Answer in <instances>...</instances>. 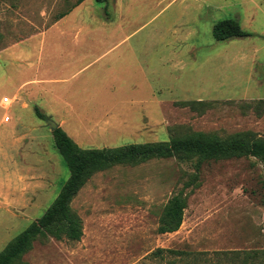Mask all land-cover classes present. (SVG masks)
<instances>
[{
	"label": "rangeland",
	"instance_id": "1",
	"mask_svg": "<svg viewBox=\"0 0 264 264\" xmlns=\"http://www.w3.org/2000/svg\"><path fill=\"white\" fill-rule=\"evenodd\" d=\"M77 1L0 0V99L12 96L20 86L40 88L34 82L42 79L38 67L26 62H35L39 52L35 40L62 18L60 14H65L61 23L65 35L74 36L75 19L103 25L109 31L114 25L109 19L120 21L122 13L116 11L127 2L148 9L142 14L129 11L124 31L108 32V37L116 42L129 36L131 41L116 46L77 81L71 78L59 84L65 88L76 84V101L81 105L73 114L76 119L65 118L68 131L79 125L88 95L87 104L99 113L91 129L71 132L74 140L86 149L169 141L192 131L221 137L250 131L264 140V0H109L106 5L86 0L75 5ZM186 5L199 8L204 18L197 26L195 45L181 37L185 22L177 26L178 8ZM224 19H237L252 35L216 40L213 26ZM173 29L181 32L177 42L171 37ZM70 40L64 39L55 50H50L48 42L47 70L40 71L41 75L70 77L77 71L75 61L61 57L69 58ZM192 46L201 53L217 51L221 57L197 65L171 61L177 54L186 61ZM234 52L240 61H232ZM12 53L19 57L13 58ZM204 81L210 88H201ZM118 88H143L146 92L138 97L151 100L140 103L137 110L123 107L127 92ZM72 90L69 94L75 98ZM192 100L211 104L196 108L181 104ZM114 101H119L118 107L106 111ZM141 104L153 108L145 110ZM11 105H0V120L5 114L13 118L6 125L14 124L21 113ZM43 109L52 115L47 120L39 118L34 109L29 114L23 111L29 120L34 117V123L42 125L39 132L45 130V159L53 164L40 177L46 165L39 162L43 158L38 149L32 152L28 161L36 171L34 188H29L25 202L0 203V252L46 212L70 176L53 135H46L52 129L49 120L60 126L56 120L60 117L52 109ZM197 160L153 158L97 172L71 203L83 221L82 238L37 240L23 259L28 264H264V161L254 156L208 160L198 171ZM196 174L198 185L184 189ZM182 190L187 196L183 224L177 231L159 233L165 205Z\"/></svg>",
	"mask_w": 264,
	"mask_h": 264
},
{
	"label": "crops",
	"instance_id": "2",
	"mask_svg": "<svg viewBox=\"0 0 264 264\" xmlns=\"http://www.w3.org/2000/svg\"><path fill=\"white\" fill-rule=\"evenodd\" d=\"M86 1V0H84ZM83 1V2H84ZM109 1V0H108ZM82 3V2H81ZM85 4V2L83 3ZM82 4V5H83ZM81 5V6H82ZM148 8L147 7H132L129 6L127 2H124L121 7H119V10L116 12H121L122 16L120 17V21L115 22L113 18L109 19L108 22H111L114 24L111 28V30L107 31V28L105 26H95L92 24H89L88 22L82 20L75 19V25H74V36H68L70 34H66L63 31L61 27V23L64 21L63 17L58 20L43 36H40V38L35 40V43L37 41L39 45V52L35 55V62H26L27 64H31L32 66H37L40 77L42 79L34 80L36 82L35 84H39L40 88H27V86H20L19 88H14L12 92V96L10 98L12 99V105H15L17 108H20L21 113L17 116V119L14 124L12 125H6L12 121V117L9 114H5L4 117L0 120V203L4 204H10V205H17L21 202H25L26 197L28 196L29 188L32 187L31 183L34 182V179L36 175L34 176V169L32 167V163L29 162V158L31 157L32 152L35 153V151L38 149L42 153V158L39 159L40 163H45L46 167L42 165V170L40 173V177L43 174V170L45 168L50 169L52 166L51 159L48 158L45 159V152H48V148L45 145L43 133L39 132V127L42 125L34 123L35 118L31 117V119H28L25 117V113L23 110H26V112L31 113V110L35 107H39L43 112L45 111L43 108L52 109L54 110V114L56 116L59 115V119H56L61 127H63L69 135L73 138L72 131H78L83 129H91L93 125L97 123V117H99L98 110L93 111V107L89 106L87 102L91 100L90 95L86 97L85 105H82L84 113L80 114L81 120L78 126H75L74 130L68 131V125L65 118H72L76 119L73 114H75L76 108L80 107L78 105V102L76 101L77 98V85L71 84V86L65 88L60 87L59 84L67 83L70 81L71 78L77 79L82 76V74L88 72V70L91 67H94L103 57L106 56L108 52H111L115 49L116 46H123L127 42H130L131 39L129 36H125L122 39H119L115 42V40H111L108 36L109 34H115L116 31L122 30L124 31L126 23H127V13L129 11L136 12L138 14L144 13ZM179 10V24H185L187 27L185 29H182L184 33L181 34L180 31H177L176 29H173V32L171 33L172 39L177 42V40L180 37L186 38L189 43H192L191 45H195L196 37L199 34L198 27L199 24L203 21L202 11L199 8H196L195 6L191 7L190 5H186L184 7L178 8ZM110 12L107 14L109 15ZM110 17V16H108ZM103 22V21H102ZM189 26V27H188ZM72 31V30H71ZM70 32V31H69ZM70 40L71 47L68 48L67 53L69 55L68 57H65V55H62V60H69V62L75 61V65L77 67V71L74 74H71L70 77H61V74H54L50 73L54 76H50L48 78L49 73H44L43 75L40 74V71L47 70V63L44 65V61L48 59V55H45V49L48 42L50 43V50H55L57 45H62L63 40ZM237 38V37H235ZM233 39V38H232ZM230 39V40H232ZM60 42V44H58ZM201 43L200 41H197L196 44ZM188 44V43H187ZM61 48L63 46H60ZM193 47V46H192ZM191 47V48H192ZM193 52L188 53L187 60L184 61L182 58V55L180 54L172 56L170 59L171 61H176L177 64H187V62H190L192 64H198L200 62H210L211 60H215L217 57H221L219 53H201L197 52L196 47H193ZM191 50V49H190ZM218 50V49H217ZM95 52H98L96 54ZM219 52V51H218ZM26 55L28 54L25 51ZM191 54V55H190ZM13 58L19 57L17 54L12 53ZM55 55V53L53 54ZM56 56V58H61ZM215 59H212V58ZM241 57V55H240ZM12 58V59H13ZM18 59V58H17ZM232 61H240L239 56L234 52V56L232 57ZM22 65V64H20ZM67 65V64H66ZM56 86H51V85ZM93 85V84H92ZM81 85L78 86L81 87ZM73 89H75V98L72 97L69 93L73 92ZM201 88H210V85L208 83L205 84V81L203 83V86ZM112 88H108V91L114 92ZM120 91L122 90L124 93L127 92V97L122 100L123 107L126 108H133L138 109L140 103L146 102L151 100V97L148 99L145 96L138 97L139 94L144 93L146 91L142 90L143 88H118ZM116 90V88H114ZM150 92H152L150 90ZM161 93V91H160ZM4 98V97H3ZM159 102H163V98L159 97ZM2 100L0 99V105L3 106ZM157 101V99H154ZM91 102V101H90ZM119 102V101H117ZM116 102V103H117ZM113 103L112 106L107 108L106 111L112 108H117L118 105ZM43 104L44 107L41 106ZM143 105V108L145 110L147 108L152 109L153 107L151 105ZM4 107V106H3ZM5 108V107H4ZM81 108V109H82ZM64 110V111H63ZM63 111V112H62ZM105 111V112H106ZM36 113V112H35ZM46 114V112H44ZM133 113V112H132ZM83 114V115H82ZM6 115L10 116L9 120H6ZM47 116H52L50 114H46ZM94 118V119H93ZM156 120V117H155ZM74 121V120H73ZM26 125L22 128V125ZM32 127H29V126ZM44 125V124H43ZM46 135L48 137L53 135V130L48 129L46 132ZM54 137V136H53ZM48 161V162H47ZM43 177V176H42Z\"/></svg>",
	"mask_w": 264,
	"mask_h": 264
},
{
	"label": "trees",
	"instance_id": "3",
	"mask_svg": "<svg viewBox=\"0 0 264 264\" xmlns=\"http://www.w3.org/2000/svg\"><path fill=\"white\" fill-rule=\"evenodd\" d=\"M84 0H78L75 5ZM105 4L108 0H97ZM108 14L107 8H105ZM62 13L58 18L63 17ZM252 33L244 30L237 19H224L213 26V36L218 41L235 37H246ZM192 108L206 107L211 104L204 100L181 102ZM36 115L44 120L47 116L39 107ZM55 147L63 155L70 176L59 195L46 212L33 221L24 231L7 243L0 252V264H28L24 255L29 252L37 240L55 237L79 241L83 236V221L72 208V201L88 180L97 172L119 164L137 165L153 158L189 159L197 157L196 167L208 160H220L254 156L264 161V140L255 137L252 132H237L227 137L204 131H192L183 136H174L169 141L130 143L118 147L82 148L61 126L53 130ZM198 175L188 181L184 189L197 186ZM194 187V186H193ZM187 208V196L182 190L169 199L159 219V233L179 230L184 221ZM160 252L163 250H159Z\"/></svg>",
	"mask_w": 264,
	"mask_h": 264
},
{
	"label": "built area",
	"instance_id": "4",
	"mask_svg": "<svg viewBox=\"0 0 264 264\" xmlns=\"http://www.w3.org/2000/svg\"><path fill=\"white\" fill-rule=\"evenodd\" d=\"M2 104L5 108H8L12 104V99L10 97L5 96L2 100ZM10 116L6 115V120H9Z\"/></svg>",
	"mask_w": 264,
	"mask_h": 264
},
{
	"label": "water",
	"instance_id": "5",
	"mask_svg": "<svg viewBox=\"0 0 264 264\" xmlns=\"http://www.w3.org/2000/svg\"><path fill=\"white\" fill-rule=\"evenodd\" d=\"M49 123H50L53 130L58 127V124L54 120H49Z\"/></svg>",
	"mask_w": 264,
	"mask_h": 264
}]
</instances>
